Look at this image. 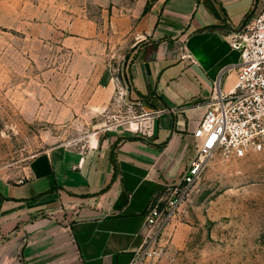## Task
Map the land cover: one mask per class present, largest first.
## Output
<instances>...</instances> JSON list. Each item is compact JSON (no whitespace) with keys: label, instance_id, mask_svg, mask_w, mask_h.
Instances as JSON below:
<instances>
[{"label":"crops","instance_id":"0c3cea01","mask_svg":"<svg viewBox=\"0 0 264 264\" xmlns=\"http://www.w3.org/2000/svg\"><path fill=\"white\" fill-rule=\"evenodd\" d=\"M31 43L95 69L117 121L0 181V264H133L147 206L195 154L193 132L235 83L229 41L264 0H6ZM127 73V83H124Z\"/></svg>","mask_w":264,"mask_h":264},{"label":"rangeland","instance_id":"374dc122","mask_svg":"<svg viewBox=\"0 0 264 264\" xmlns=\"http://www.w3.org/2000/svg\"><path fill=\"white\" fill-rule=\"evenodd\" d=\"M0 0V181L21 180L33 157L86 145L117 121V105L94 106L95 69L29 42L23 20ZM133 264H264V164L260 155L210 158L149 256Z\"/></svg>","mask_w":264,"mask_h":264},{"label":"built area","instance_id":"2783aa9c","mask_svg":"<svg viewBox=\"0 0 264 264\" xmlns=\"http://www.w3.org/2000/svg\"><path fill=\"white\" fill-rule=\"evenodd\" d=\"M229 46L239 54L234 86L211 101L193 132L194 156L178 179L165 186L163 198L147 206V234L137 256L150 255L159 225L171 217L214 155L256 153L264 164V10L248 17Z\"/></svg>","mask_w":264,"mask_h":264},{"label":"trees","instance_id":"16d2710c","mask_svg":"<svg viewBox=\"0 0 264 264\" xmlns=\"http://www.w3.org/2000/svg\"><path fill=\"white\" fill-rule=\"evenodd\" d=\"M124 75H125L124 83H125L126 86H129V84L127 83V79H126V78H127V77H126V76H127V73H125Z\"/></svg>","mask_w":264,"mask_h":264}]
</instances>
